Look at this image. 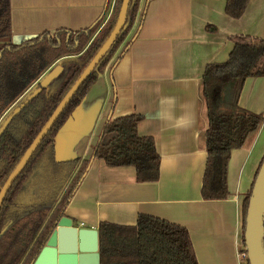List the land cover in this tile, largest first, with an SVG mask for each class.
Wrapping results in <instances>:
<instances>
[{"label": "crops", "instance_id": "crops-1", "mask_svg": "<svg viewBox=\"0 0 264 264\" xmlns=\"http://www.w3.org/2000/svg\"><path fill=\"white\" fill-rule=\"evenodd\" d=\"M113 3L10 0L12 34L21 40L58 28L98 30ZM225 5L226 0H150L147 5L141 0L127 49L118 58L119 48L87 91L83 115L91 114L93 126L74 151L80 157L90 151L91 158L108 117L140 114L138 132L155 140L160 177L138 182L134 167L93 159L64 211L76 226L135 225L139 214H148L185 226L198 264H242V202L264 157V119L231 151L228 197L202 198L208 117L201 79L208 63L228 58L234 37L264 38V0H250L240 18L227 15ZM238 104L264 115V76L246 78ZM86 264H96L95 259Z\"/></svg>", "mask_w": 264, "mask_h": 264}, {"label": "trees", "instance_id": "trees-1", "mask_svg": "<svg viewBox=\"0 0 264 264\" xmlns=\"http://www.w3.org/2000/svg\"><path fill=\"white\" fill-rule=\"evenodd\" d=\"M249 1L226 0L225 13L240 18ZM121 3L122 0H114L108 19L98 30L96 27L45 30L15 44L11 41L10 0H0V119L51 66L59 60L63 66L61 74L26 104L2 133L0 189L60 100L110 35ZM140 7L141 0H134L128 25L98 71H92L80 86L4 196L0 206V264H29L73 197L90 158L56 161L54 136L95 82L97 73L103 72L125 41L118 58L127 49L131 41L129 32ZM233 40L228 58L208 63L201 79L208 117L207 160L201 186L204 199L228 197L231 151L241 147L264 119L263 114L238 104L246 78L264 76L261 64L264 38L237 36ZM141 120L142 115L131 114L107 122L94 147V159H101L109 166H132L138 182H153L160 177L161 158L154 138L139 134ZM250 194L251 189L242 202V232ZM242 244L244 247L243 236ZM98 245L100 264H198L188 229L148 214H139L135 225L100 222Z\"/></svg>", "mask_w": 264, "mask_h": 264}, {"label": "water", "instance_id": "water-1", "mask_svg": "<svg viewBox=\"0 0 264 264\" xmlns=\"http://www.w3.org/2000/svg\"><path fill=\"white\" fill-rule=\"evenodd\" d=\"M148 2L149 0H146V3ZM133 3L134 0H122L116 23L110 35L101 46V48L97 51L92 60L89 62V64L82 71L80 76L70 87V89L65 93L56 108L53 110L44 125L41 127L38 134L24 151L18 164L8 175L6 181L0 189V206L12 183L21 173L29 158L33 154L34 150L52 128L53 124L58 119L68 102L75 95V93L78 91L87 77L91 74V72L98 71L99 65L110 52L112 46L128 25L130 20L129 9L133 5ZM36 36L37 34H29L21 40H18L17 37L12 34L11 41L15 44H18L30 40ZM62 71L63 66L59 60L57 63L51 66L35 82V84H33L4 113V115L0 119V137L11 120L21 111V109L26 104H28L35 96H37L43 90V88H46L55 78H57ZM97 74L98 78L102 74V72H98ZM86 94L77 104V106L71 111L67 119L60 126L54 136V151L56 161H66L80 158V156L74 151V147L81 140V138L86 137L89 134L93 126V120L90 119L91 114H89L88 116L83 115L85 114L83 104L86 98ZM107 122H109V117L106 119L103 126L106 125ZM102 133L103 129L100 132L98 142L102 136ZM98 142L96 146L98 145ZM95 148L90 158V162L94 159ZM64 211L62 210L61 214L54 221L49 233L45 237L43 245L39 249L37 255L29 262V264H86V260L89 257L95 259L96 264H100L98 251V229L76 226L70 217L64 215ZM263 216L264 158L259 166L258 172L252 184L251 194L249 196L245 216L243 237L244 249L246 251V259L248 264H264Z\"/></svg>", "mask_w": 264, "mask_h": 264}, {"label": "built area", "instance_id": "built-area-1", "mask_svg": "<svg viewBox=\"0 0 264 264\" xmlns=\"http://www.w3.org/2000/svg\"><path fill=\"white\" fill-rule=\"evenodd\" d=\"M263 221H264V216H263ZM238 255H239V258L242 260V259H246V251L244 249V247L242 246L241 248H239V251H238Z\"/></svg>", "mask_w": 264, "mask_h": 264}, {"label": "rangeland", "instance_id": "rangeland-1", "mask_svg": "<svg viewBox=\"0 0 264 264\" xmlns=\"http://www.w3.org/2000/svg\"><path fill=\"white\" fill-rule=\"evenodd\" d=\"M124 44V43H123ZM123 44L121 45V46H123ZM35 84V83H34ZM94 140V139H93ZM92 140V141H93ZM90 150V149H89ZM89 152L90 151H88V153L86 154V155H84V157H80V158H86V159H88L89 158ZM242 264H247V261L245 260V259H242Z\"/></svg>", "mask_w": 264, "mask_h": 264}, {"label": "flooded vegetation", "instance_id": "flooded-vegetation-1", "mask_svg": "<svg viewBox=\"0 0 264 264\" xmlns=\"http://www.w3.org/2000/svg\"><path fill=\"white\" fill-rule=\"evenodd\" d=\"M41 33V32H40ZM39 34V33H38Z\"/></svg>", "mask_w": 264, "mask_h": 264}]
</instances>
